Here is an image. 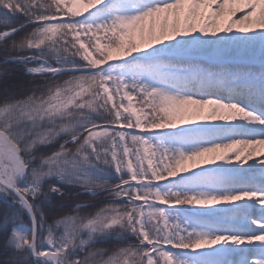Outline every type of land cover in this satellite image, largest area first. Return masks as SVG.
I'll return each instance as SVG.
<instances>
[{
	"label": "snow or ice",
	"instance_id": "obj_1",
	"mask_svg": "<svg viewBox=\"0 0 264 264\" xmlns=\"http://www.w3.org/2000/svg\"><path fill=\"white\" fill-rule=\"evenodd\" d=\"M0 264H264V0H0Z\"/></svg>",
	"mask_w": 264,
	"mask_h": 264
}]
</instances>
